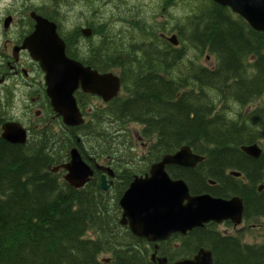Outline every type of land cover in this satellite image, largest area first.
<instances>
[{
  "label": "trees",
  "instance_id": "16d2710c",
  "mask_svg": "<svg viewBox=\"0 0 264 264\" xmlns=\"http://www.w3.org/2000/svg\"><path fill=\"white\" fill-rule=\"evenodd\" d=\"M36 1L56 4L50 14L63 27L64 9L77 7L74 18L87 19L64 34L66 55L99 74H117L121 91L102 106L78 92L84 123L70 128L50 110L37 76L34 94L44 110L28 122L27 141L18 145L1 137L3 124L19 122L1 90L0 264H105L104 258L108 264H152L153 247L119 224L122 186L126 173L141 174L138 165L148 167L182 147L203 158L180 177L191 194L237 195L245 213L264 217V189L256 193L264 184V33L210 0H112L99 9L94 0ZM81 27L92 35L82 36ZM172 35L177 47L168 41ZM30 106L21 108L30 113ZM130 125L139 127L143 154H130ZM252 145L262 150L258 159L240 150ZM73 148L88 164L111 166L123 181L104 192L94 174L83 188L70 187L64 172L52 170L69 161ZM121 158L130 160L126 168ZM227 170L242 172L248 183L225 176ZM208 179L218 187L209 188ZM187 245L182 252L210 248L215 264H264V243L246 246L193 230Z\"/></svg>",
  "mask_w": 264,
  "mask_h": 264
},
{
  "label": "water",
  "instance_id": "95a60500",
  "mask_svg": "<svg viewBox=\"0 0 264 264\" xmlns=\"http://www.w3.org/2000/svg\"><path fill=\"white\" fill-rule=\"evenodd\" d=\"M210 1L221 7H228L254 31L264 33V0ZM34 20L37 23L35 31L24 41L23 47L30 52V57L39 64L44 73L46 96L54 113L65 126L79 127L83 124V118L75 100V93L80 90L107 103L117 97L120 81L111 73L99 74L68 58L65 44L57 35L55 25L39 17ZM169 42L177 45L175 37L170 38ZM1 131V137L11 144L23 145L26 142V131L18 123H5ZM240 150L252 159H258L261 155L257 145L242 146ZM69 157L67 164L52 171L57 173L63 170L64 182L74 189H80L91 180L93 170L82 160L76 148L70 151ZM202 160V157L193 155L188 147H183L154 164L146 178L136 177L119 200L122 211L120 223L125 225L127 220L134 236L156 242L167 238L173 232L185 233L202 227L209 221H237L241 213L239 199L227 201L213 199L208 195L191 196L183 181H172L165 172V167L169 165L193 169ZM95 169L113 177L108 168L96 165ZM231 175L239 176L235 173ZM100 189H108L104 175L101 176ZM153 259L154 256L152 261ZM104 262L108 263L109 260ZM157 264L167 262L158 260ZM174 264L213 263L211 254L201 251L191 261L184 260Z\"/></svg>",
  "mask_w": 264,
  "mask_h": 264
},
{
  "label": "flooded vegetation",
  "instance_id": "af4514ba",
  "mask_svg": "<svg viewBox=\"0 0 264 264\" xmlns=\"http://www.w3.org/2000/svg\"><path fill=\"white\" fill-rule=\"evenodd\" d=\"M57 1L59 2V1H65V0H57ZM101 1L102 2L99 3V0H94V2L97 3V5L99 4L108 5L109 1H112V0H105V1L101 0ZM3 4L5 5L4 8H2ZM0 7H1L0 8V11H1L0 12V80L2 81V84L0 85V90L6 87L8 83H12L15 85L16 84L18 85L19 83H22V84L25 83L24 87H28L26 96H29V94L31 93L30 89L31 88L35 89V85H38L37 84L38 81L36 79L30 78L31 75L33 76L35 74V78L37 76L41 78L39 80L40 81L39 85L44 86L43 81H42V79H44V75L40 69L39 64L30 57V52L23 47L24 41L35 31L37 23L34 20V18L39 17L55 25L57 35L65 43V52H66L67 44L64 40V34L66 33V31H64V27L60 24L59 19L56 21L54 18H52L51 14L53 12L50 14L48 7H45V5L42 3L39 4V1H36V0H0ZM98 7L100 8V5ZM223 8H225L232 16L238 17L237 15L233 14L228 7H223ZM61 14L62 13L59 11V14H57L58 15L57 18H61L60 17ZM80 33L85 38H89L92 35V30L89 28L81 27ZM26 82L27 83L31 82V83L27 84ZM30 99H36L33 101L34 106L38 104V100H39L38 96L37 98L36 97L31 98V96H29V100ZM48 105L50 106V103H48ZM38 108L40 110H38V112L34 114L36 116L42 115L44 106L40 103L38 104ZM24 127L26 128V126ZM137 139L139 142L140 140H142L141 138H138V136H137ZM140 147L143 152L146 151L147 149V145L144 143H142ZM153 164L155 163L150 164L148 167H145L144 165H138L137 169L142 168L140 175L133 174L130 176V174L126 173V184L124 183L125 185L122 186L123 190L120 194V197L124 194L125 191H127V189L130 187V184L133 182V180L136 177L146 178V176H149L150 169ZM101 165L106 168H112L111 166H108L105 163H102ZM90 167L93 169L94 164L90 165ZM185 170H190V168L179 167L175 165H169L165 167V172L167 173V175L172 181L181 180L186 183L184 179L180 178L184 176ZM231 172L239 173V171L227 170L225 172V176H229L235 179L236 181L242 183V185H246L248 183L247 178L245 177L244 174H242V172L239 173V176L231 175L230 174ZM94 173L96 175L98 174L99 182H101L100 178L103 175V173L98 172L96 170ZM114 173H115V176L113 177L111 181H110V178L106 176V180H107L106 185L109 186L108 191L112 190L113 188L118 187L119 183L123 181V179L120 177L119 174L117 175L116 172ZM186 185L188 186L187 183ZM206 185L209 188L218 187L217 182L211 179H208L206 181ZM257 188L258 189H256V193H261L264 189V184L258 185ZM189 193L191 196L208 195L213 199H223L227 201L233 198L239 199L241 203L240 217L237 221H232L230 219L223 220L221 222L211 221V222L205 223L203 227H196L189 231H186L185 233L173 232L170 235H168L167 238L156 241V242H148L144 238L135 237L131 234L135 238V240L143 241L145 245L153 247V252L151 253V255L155 252L154 247H156V258L164 259L167 262V264H173L175 262L182 261V260H192L197 255V253L200 252L202 249L204 250V252H209L211 254L212 262L213 264H215V259L212 254V251L208 247H202L190 253L189 252L187 253V251L182 252V249L184 248L185 250H187L186 248L189 246L187 245L188 238L190 237L191 232L193 230H201V231L208 232V233L213 232L214 234L218 235L220 238L234 239L238 241L239 244L246 245V246L247 245L257 246V245H261L264 243V217L245 213L244 212V209H245L244 200L241 197L237 195H228V196L221 197V196H217L212 193H206V192L201 193V194H191V192ZM123 227L126 228V231L131 233L127 220H126L125 226ZM257 238L261 239V241L258 242ZM155 262L158 263V261H155Z\"/></svg>",
  "mask_w": 264,
  "mask_h": 264
},
{
  "label": "rangeland",
  "instance_id": "374dc122",
  "mask_svg": "<svg viewBox=\"0 0 264 264\" xmlns=\"http://www.w3.org/2000/svg\"><path fill=\"white\" fill-rule=\"evenodd\" d=\"M55 5L56 4H50V6L48 7V10H49L50 13L55 11V9H56ZM4 7H5V5L3 4L2 8H4ZM100 7H102V6H100ZM65 10L66 9H64V12H65V14H67L66 16L68 17L67 18L68 20H67V23H66L67 26L64 27V31H67L68 28H71L77 22L82 23L84 20L87 19V18H74V14L78 11L77 7H73L72 9H69V11H67V10L65 11ZM107 10H109V9H107ZM105 13H106V11L104 12V14ZM158 18H160L159 21H162L163 16H160ZM88 21L91 22L92 19L88 18ZM213 62L214 61L212 59H209V58L208 59L207 58L206 59L205 58L202 59V63L207 65V66H212ZM30 78L36 79L35 78V74L33 76L31 75ZM29 83H31V82H28L27 84H29ZM24 85H25V83L24 84L19 83L18 85L17 84L15 85V84H12V83H8V85L2 89L3 90L2 91V93H3L2 95L3 96H9L10 100L13 102V107H12L11 110H9V115L12 117V119L19 120L24 126H26V125H28V122L30 120L35 122L37 119L39 120L42 115L31 116V113L32 114H36L38 112V110H40L38 108V105L30 106V108H29L30 111H31L30 113H28V112L25 113V111L21 108V106H23L24 103H26L28 105H30V104L33 105V101L36 100V99H30L29 100V96H31V98L35 97V94H34V90L35 89L31 88L32 89L31 93L29 94V96H26V92L28 91V89L26 90V88H28V87H24ZM92 104H93V106H102L100 101L99 102L93 101ZM127 129H128V132H130V134H131V139H132L133 149H134V150L132 149L130 154H133V153H136V152L142 153L143 151H142L140 145H142V143L145 144V142H143V141L139 142L138 139L136 138L137 132L139 131V127L136 126V125H130V126H127ZM121 159L122 160L119 163L123 164L122 167L126 168V166L129 165V164H126V162H130V160L129 159L128 160L127 159H123V158H121ZM123 170L124 169L121 168V170H118V172H122ZM257 239H258V242L261 241V239H259V238H257ZM105 259H107V258L102 259V261L105 260ZM108 263H105V264H108Z\"/></svg>",
  "mask_w": 264,
  "mask_h": 264
},
{
  "label": "bare ground",
  "instance_id": "6f19581e",
  "mask_svg": "<svg viewBox=\"0 0 264 264\" xmlns=\"http://www.w3.org/2000/svg\"><path fill=\"white\" fill-rule=\"evenodd\" d=\"M33 87V86H32ZM33 89V88H32ZM32 89H31V91H32ZM26 90H27V88H26ZM41 91V90H40ZM37 92V91H36ZM33 94V93H32ZM88 164V163H87ZM92 164V161H90V163H89V165H91ZM95 174V173H94ZM216 186V185H215Z\"/></svg>",
  "mask_w": 264,
  "mask_h": 264
}]
</instances>
